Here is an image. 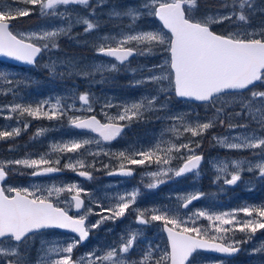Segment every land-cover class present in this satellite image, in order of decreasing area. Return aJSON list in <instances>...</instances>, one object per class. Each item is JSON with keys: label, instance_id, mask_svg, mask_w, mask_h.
I'll use <instances>...</instances> for the list:
<instances>
[{"label": "snow or ice", "instance_id": "obj_1", "mask_svg": "<svg viewBox=\"0 0 264 264\" xmlns=\"http://www.w3.org/2000/svg\"><path fill=\"white\" fill-rule=\"evenodd\" d=\"M201 2L139 0L123 8L113 5L108 12L109 19L122 21L127 18V28L122 27L115 35L100 37L95 51L98 56L109 58L108 62L90 65L78 74L85 78L95 73L121 70L135 74L137 69L131 67V57L159 51L166 53L163 63L147 69L150 75L130 82L132 87L154 85V92L119 104L105 100L100 109L103 121L97 115H69L76 111H96L94 105L98 100L91 92L77 94L75 99L80 108L76 103H63V98L35 102L10 100L0 105V118L14 121L15 126L0 127V141L15 140L22 130L26 131L29 127L26 117L50 121L66 118L69 127L94 135L54 144L51 152L77 153L84 149L88 155L97 156L104 151L100 146L121 137L133 120H143L145 113H153L154 118L171 122L165 132L171 133L173 139L166 140L162 134L150 147L134 146L115 153L119 167L108 171V175L131 177L134 175L131 166L155 164L154 171L145 173L150 177L145 184L149 190L189 174L198 178L204 155L197 151L202 140L195 138L203 137L219 125L226 127L229 134L213 135L215 145L228 150L250 151L255 159L212 161L216 173L214 183L222 181L223 185L235 186L244 171L264 180V23L251 27L252 16L264 15V0L259 3L258 0H219L215 7L224 11L203 15L199 14ZM105 3L108 0H95L94 6L91 0H0V57L37 66L42 54L59 49V38L68 36L74 23L84 25L85 34L97 30L100 24L95 19L96 9ZM74 5L88 9V15L78 16L73 21L69 6ZM35 11L44 17L63 16L68 22L39 31H14L13 20L30 16ZM142 17L157 19L162 28L140 27L137 22ZM225 22L234 25L235 30L223 33L213 30V25ZM45 67L50 76L57 74L56 61L50 60ZM31 83L29 79L0 70V96L17 97L18 90ZM170 94L185 101L199 102L210 109L211 114L202 120L198 116L187 118L183 113L168 112ZM111 108H117V112L110 113L108 109ZM230 108L233 110L228 111ZM161 111H165L163 117L159 115ZM233 116L243 117V120L233 123ZM125 121L127 123H121ZM237 128L245 131L236 132ZM45 131L40 129L36 135H43ZM186 133L190 134L188 139L174 142ZM93 144L97 151L86 147ZM85 153H81V157ZM104 154L109 153L104 151ZM173 160L180 163L172 166ZM58 165L60 159L53 160L49 153L37 158L0 160V264H33L28 258L29 249L38 238L41 245L35 264H204L208 259L204 253L233 256L241 251V244L248 243L258 231L264 230V204L246 205L222 213L191 209L190 205L207 195L199 191L177 194L172 207L140 208L136 206L141 195L139 188L115 194L112 202L104 206L77 183H53L47 187L35 183L30 187L6 184L12 174L40 177L65 168L87 180L93 179L91 172L86 170L95 167L92 162L76 157L63 167ZM21 169H31V172ZM65 193L68 195L61 199ZM92 205L100 210L94 211ZM181 209H187L191 215L181 216ZM73 210L75 214H70ZM240 213L244 219L239 218ZM129 214L135 215L138 227L126 230L117 242L103 249L93 248L73 258L74 250L88 241L96 229L106 222L115 224ZM92 215L99 218L91 221ZM200 219L207 220L209 225L202 228L198 224ZM154 222H161L162 230L167 233V246L163 249L144 238L145 229ZM50 230H65L71 235L53 242L46 239ZM236 232L244 233L243 238L229 236ZM257 253L264 254V244L252 248L251 254ZM213 264H224V261L216 260Z\"/></svg>", "mask_w": 264, "mask_h": 264}, {"label": "rangeland", "instance_id": "obj_2", "mask_svg": "<svg viewBox=\"0 0 264 264\" xmlns=\"http://www.w3.org/2000/svg\"><path fill=\"white\" fill-rule=\"evenodd\" d=\"M91 2L94 6L95 0H91ZM138 2L139 0H108V3H105L102 7L96 9L95 19H98L99 24H102L101 26H103L105 25V22L102 21V19L105 21L109 20L108 12L113 5L118 8H123L126 5ZM20 6L24 7L22 5ZM69 8L70 18L73 21H75L78 16L88 15V9H85L82 6H69ZM61 11H63V9H61ZM216 11L224 10L217 9L215 6L210 7L208 6V2H206V0H202L201 7L199 9L200 15H203L205 13L211 14ZM262 16L264 17V15ZM125 19L126 21H124L120 27L105 30H102V28L99 27L97 30H94L87 34L84 33V25L74 23L72 26L71 33L68 36H61L59 38V49L54 50L49 54L43 55L38 65L33 69H20L11 67L7 64H0V70L10 72L13 76L26 78L32 81L30 85L26 87L22 86L18 90L19 95L17 97L0 96V105L14 99L20 101L26 99L29 102H35L38 100H44L49 98H51L53 101L55 99L63 98V103H76L77 108H80L81 106L79 102L75 99L77 94L83 92H91L93 96L98 100V102L94 105L96 111L93 113L100 114L101 105L104 103L105 100H111L114 103L119 104L120 102H131L133 100L139 99L144 95L153 93L154 85L146 84L140 87H132L130 85V82L134 79H139L141 76H148L151 74L149 71L146 70V68H144V66H148L149 64L154 66L163 63L166 53H161L159 51L155 52V54L137 56L136 60L130 61L131 67L137 69V72L135 74H132L131 72L125 70L112 73L105 72L103 74L95 73L94 75H91L87 78L78 74L81 69H86L90 65L99 62H108L101 61L102 59L100 58V56L96 54L95 43L100 39V37L104 35H115L116 33L121 31L122 27L126 29L129 21L127 20V18ZM67 22V19L63 16L44 17L41 16L37 11L36 14L19 18L16 23L15 21H12V24L15 26L14 31L26 32L39 31L42 28L63 26ZM137 23L140 27L145 29L162 28L160 24L156 21V19L152 17H142ZM262 23H264V18L259 19L255 22L254 16L251 17L252 28H256ZM226 26L228 28H231V31L235 30L234 25L227 24ZM241 31H243V29H241ZM73 43L80 46H77V50L73 49L70 51V46H66V44L73 45ZM50 60H54L57 62V74L55 76H50L49 70L45 67V65H47ZM137 65L140 67H135ZM153 66H149V68H153ZM155 71H161V69H155ZM110 83L114 85L111 88L109 87ZM161 99H163V97H161ZM232 110L233 109L231 108L228 109V111ZM108 111L112 114H115L117 112V108H111L108 109ZM166 111L172 113H183L186 115L187 118H195L198 116L202 120L211 114V110L208 109L206 106L178 101L174 95H171V99L168 101V109ZM93 113L76 111L74 113H69V115L75 114L87 116ZM159 115L163 117L165 115V111H161ZM24 119H27L29 123V127L26 131L22 130L21 135L19 137H16L15 140L0 141V159H19L25 156L37 158L40 154L49 153L53 160H55L56 158H65L69 160L71 158L76 157L82 158L86 162L94 163L95 168H99L100 170L105 169L104 172L107 173L108 171L113 170V168H117V163L120 162L119 159L115 156V153L125 151L130 147L134 146H140L145 148L150 147L154 142L160 139L162 134L164 139L166 140L173 139V135L171 133L165 132V129L171 123L169 120L156 119L154 118L153 113H145V117L143 120H133L131 122L129 127L130 133L125 136L123 141L116 148L105 145L100 146L103 148L104 151H107L109 153L108 155H105L104 151H100L97 156H91L85 153L84 149L79 150V152L77 153H54L51 152L52 145L59 144L62 141L66 142L73 137H82L89 135L74 131L71 127L68 126L66 118H61L59 120L54 119L51 121L47 119H32L30 117H26ZM231 120L233 123H240L243 120V117L233 116ZM125 123L127 122L125 121ZM8 126H15L14 121H8L6 119L0 118V127ZM40 129H46L47 131H45L43 135L37 136L36 133ZM235 131L242 132L245 131V129L237 128ZM228 134L229 130L226 127H221L217 125L216 127L210 129L203 137L195 138L202 140L201 147L197 149V151L202 152L205 157L204 162L200 168V175L198 178H194L191 174H189L188 176L181 177L178 180L162 184L156 189L149 190L145 187V184L149 182L150 177L145 175V173L154 171L156 165L153 164L151 167H149L146 164L144 166H132L139 172V176L137 179L138 182H133V184L137 183L136 187L132 186L131 182L113 183L111 181H107L103 184H100V182H98L97 186H95V190L91 188V186H85V184L83 183H81L80 186L89 191L90 194L96 197L97 199L100 196H103L100 198H104V200L110 202H112L111 198L117 193L132 191L133 189L139 188L141 194L145 193L148 195L147 197L144 196L146 204L145 208H148V206L172 207L176 204L175 196L177 194L199 191L206 193L207 195L205 196V198L201 199L196 204H194L191 209H206L214 213H222L235 210L233 207H231L233 200L231 199V196H229L224 191L222 181L220 183H214L216 173L212 167L211 162L216 160H249L255 158L251 155H248L249 153H251L250 151H242L248 153H246V156L245 154L244 156H242L243 154H239L240 151L222 148L218 145H215V142L212 140L213 135L220 136ZM189 137L190 134L186 133L180 138V140H175L174 142L180 143L182 140H186ZM86 147L90 151L98 150L95 144ZM81 153L85 154L81 157ZM105 159H108V161L105 162ZM171 163L172 166H176L180 163V161L173 160ZM104 165H108V167L105 168ZM90 168L91 167L87 168L86 170L89 171ZM221 187H223L222 191L220 190ZM247 188L253 187L247 185ZM259 188L264 189L262 184H259ZM138 199L139 197L137 198L136 205H140V208H143L141 206L140 200ZM99 210L100 209H94V211ZM185 213L191 215L188 210L183 209L180 210L179 214L181 216H184ZM95 217H97V219L99 218L96 215ZM128 220L133 221L127 223ZM134 221L135 215L129 214L126 215L124 218L117 220L115 224L110 222V224H113L111 226L107 227L106 222L104 225H102L101 228L95 230V238L91 246L88 248L81 247L78 256H75V253H73V258H79L85 253L91 251L93 248L103 249L106 245L117 242L121 234H123L126 230L138 227ZM117 224H119L118 230L116 229ZM198 224L202 228H204L209 225V222L207 220L200 219L198 221ZM108 229H111V231H108ZM162 229L163 225L161 222H154L150 227L145 229L144 238L150 241L153 246L159 245L160 248L163 249L167 246V242ZM241 234L243 233L236 232L234 234L230 233L229 236L235 239H240L238 236ZM46 239H49L53 242L63 240V238L55 236L47 237ZM251 244L253 245V247H260L262 244H264V230L258 231L254 235L253 239L251 240ZM39 248L40 245H38L37 247L36 255L28 257L33 262V264H35V260L37 259ZM251 250L252 249L247 251L251 253ZM244 257H242L240 262H243ZM133 258L135 259L136 257ZM253 258L255 261L254 263L264 264V254L257 253L256 256H253ZM216 260L221 259L213 260L208 258L204 262V264H213V262Z\"/></svg>", "mask_w": 264, "mask_h": 264}, {"label": "flooded vegetation", "instance_id": "obj_3", "mask_svg": "<svg viewBox=\"0 0 264 264\" xmlns=\"http://www.w3.org/2000/svg\"><path fill=\"white\" fill-rule=\"evenodd\" d=\"M115 20V19H113ZM122 22V21H121ZM121 22H118L119 24L113 28L116 27H120L121 26ZM117 23V22H116ZM111 29V28H110ZM103 30V28H102ZM77 46L80 45H76L73 43V48L75 50H77ZM100 58L102 59L101 61H108L109 58L100 56ZM137 56H134L133 58H130V61L136 60ZM115 62V61H112ZM149 66H153L151 64H149L148 66H144V68L147 69H151L149 68ZM135 67H140V66H135ZM113 75V74H112ZM79 80V79H77ZM119 83V82H118ZM90 115H97L98 119H101L103 121V117L100 114H90ZM121 123H125V122H121ZM130 133V129L125 128L124 133L122 134L121 137H119L118 139H116L115 141L111 142V143H106L103 144L105 146H111L113 148H116L118 145H120V143L123 141V139L125 138V136ZM84 134V133H83ZM89 136L94 135L92 133H88ZM257 151V150H256ZM249 152V151H248ZM247 153V152H246ZM244 153V154H246ZM248 154V153H247ZM249 155H251V153H249ZM2 160V159H0ZM69 159H65V158H60V165H58V167H63L66 163H68ZM105 162L108 161V159L104 160ZM120 162L117 163V168L119 167ZM132 167V166H131ZM94 168V169H93ZM117 168H113V169H117ZM134 169V175L131 177H123L121 178H115V177H111L110 175H108L106 172H104L105 169L100 170L99 168H95V167H91L89 169V171H91V174L93 176L92 180H81L80 177L76 176V173L73 172L70 169L65 168L63 171L57 173V174H51V175H47V176H40V177H32L30 175H18V174H12L8 177V180L6 181V184H10L12 186H24V187H30L33 183L43 186V187H47L50 184H67V183H77L80 184L83 183L85 184V186H91V188H93L95 190V186H97V183L100 182V184H103L107 181H111L113 183H117V182H122V183H129L131 182V185L136 187V184H133V182H138V176H139V172L137 169H135L134 167H132ZM25 173H30L31 169H26V170H21ZM255 173H249V172H244L241 174V181H239L235 186L230 187L228 185H223L224 187V191L231 196V199L233 200L232 206L234 209H238L241 208L243 206L246 205H261L264 204V189H260L259 188V184H262V186L264 187V180H259L255 178ZM248 177V178H247ZM247 180V181H245ZM143 183V182H142ZM114 185V184H113ZM248 186H252L253 188H247ZM99 192V191H98ZM68 195L67 193L63 194L61 196V199L64 198V196ZM144 196H148L147 194H141L139 196L140 203L141 206L143 208L146 207L145 204V199ZM103 197V196H100ZM98 198L101 201V204L104 206L109 205L111 202L110 201H106L104 200V198ZM88 203V201L86 200V204ZM63 206V205H62ZM137 207H140V205H136ZM92 207L95 210H98L99 208H96L95 205H92ZM152 207V206H148ZM70 214H75V211L73 210L72 212H70ZM239 218L244 219L245 217L243 216V213L239 214ZM95 219H97V217L91 216L90 220L91 221H95ZM133 220H128L127 223L131 222ZM113 224H110V222H107V227L111 226ZM119 224L116 225V229L118 230L119 228ZM69 235V233H65V232H61L58 230H50L49 234L46 236L47 237H60V238H67ZM244 233L239 235L238 237L241 239L243 238ZM95 238V231L93 232V234L91 235L90 240L84 244V245H80L77 249L74 250L75 256H78L79 251L82 248H88L91 246V244L93 243ZM247 244V245H246ZM246 244H241L240 248L241 251L238 252L237 254L230 256V257H224V256H216L213 254H209V253H204V255L210 259H221L222 261H224V264H256L254 263V258L253 256H256V254H251L249 253V251L253 248V245L251 244V240L246 243ZM38 245H41V241L38 238L31 246V248L29 249V257L36 255L37 253V247ZM247 251V252H246ZM246 253V254H245ZM245 256V257H244ZM242 257H244L243 262H240V260L242 259Z\"/></svg>", "mask_w": 264, "mask_h": 264}, {"label": "trees", "instance_id": "obj_4", "mask_svg": "<svg viewBox=\"0 0 264 264\" xmlns=\"http://www.w3.org/2000/svg\"><path fill=\"white\" fill-rule=\"evenodd\" d=\"M205 1V0H204ZM206 2H208V6H210V7H212V6H215L218 2H219V0H206ZM22 6H25V5H23V4H21ZM208 8V7H207ZM206 8V9H207ZM37 13V11H35V12H33V14H36ZM257 15V14H256ZM256 15H254V18H255V22L256 21H258L259 19H262V18H264L262 15H260V14H258L257 16ZM33 16H35V15H33ZM22 18V17H21ZM13 21H15V23H16V21H18V19L17 20H13ZM102 21H104L105 22V25H103V26H101L100 25V27L101 28H103V30H105V29H110V28H113V27H115V26H117L119 23L118 22H121V21H117V20H113V19H109L108 21H105V20H103L102 19ZM124 21H126V19H124V20H122V22L120 23L121 25H122V23L124 22ZM117 22V23H116ZM227 24H229L228 22H225L224 24H218V25H214L213 26V30H215V31H217V32H221V33H223V32H228V31H231V28H228L226 25ZM64 43V42H63ZM66 46H70V51L71 50H73L74 48H73V45L72 44H66ZM0 64L1 65H5V63H1L0 62Z\"/></svg>", "mask_w": 264, "mask_h": 264}, {"label": "water", "instance_id": "obj_5", "mask_svg": "<svg viewBox=\"0 0 264 264\" xmlns=\"http://www.w3.org/2000/svg\"><path fill=\"white\" fill-rule=\"evenodd\" d=\"M160 24H161V22L160 21H158ZM162 25V24H161ZM166 31V30H165ZM40 58V57H39ZM39 58H38V60H39ZM0 61H2V62H5V63H9V64H11V65H14V66H18V67H33V66H30V65H25V64H23V63H21V62H17V61H14V60H11L10 58H7V57H0ZM178 98V97H177ZM179 100H181V101H185V100H182V99H180V98H178ZM192 102V101H191ZM194 103H198V104H200L199 102H194ZM80 131V130H79ZM118 139V138H117ZM115 141V140H114ZM113 142V141H112ZM54 174H57V173H54ZM76 175H77V173H76ZM125 177V176H120V175H112V177ZM80 177V176H79ZM81 178H83V179H85L84 177H81ZM85 180H87V179H85ZM184 210H186V209H184ZM61 231H65V230H61ZM165 235H166V237H167V233L165 232ZM90 239V238H89ZM87 242V241H86ZM85 242V243H86ZM84 243V244H85ZM213 254H217V253H213ZM217 255H221V254H217ZM223 256V255H222Z\"/></svg>", "mask_w": 264, "mask_h": 264}, {"label": "bare ground", "instance_id": "obj_6", "mask_svg": "<svg viewBox=\"0 0 264 264\" xmlns=\"http://www.w3.org/2000/svg\"><path fill=\"white\" fill-rule=\"evenodd\" d=\"M113 86H114V85L110 83V86H109V87L111 88V87H113ZM228 152H229V151H228ZM232 152H233V151H232ZM234 152H235V151H234ZM247 152H248V151H247ZM236 153H237V151H236ZM244 153H246V152H242V151H240L239 154H243L242 156H244ZM223 155H224V154H223ZM234 155H235V154H234ZM248 155H249V154H248ZM225 156H226V155H225ZM245 156H246V154H245ZM121 179H122V178H121Z\"/></svg>", "mask_w": 264, "mask_h": 264}]
</instances>
